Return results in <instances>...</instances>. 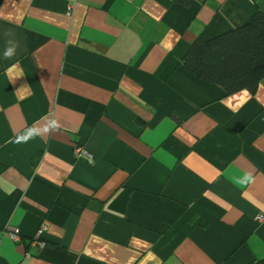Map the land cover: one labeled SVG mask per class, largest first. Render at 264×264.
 Wrapping results in <instances>:
<instances>
[{
    "label": "crops",
    "instance_id": "1",
    "mask_svg": "<svg viewBox=\"0 0 264 264\" xmlns=\"http://www.w3.org/2000/svg\"><path fill=\"white\" fill-rule=\"evenodd\" d=\"M258 11L264 0H0V264L264 258V80L227 95L180 66L200 34ZM46 117L61 130L12 142ZM244 173L254 182L238 185Z\"/></svg>",
    "mask_w": 264,
    "mask_h": 264
},
{
    "label": "trees",
    "instance_id": "2",
    "mask_svg": "<svg viewBox=\"0 0 264 264\" xmlns=\"http://www.w3.org/2000/svg\"><path fill=\"white\" fill-rule=\"evenodd\" d=\"M173 1L185 7L192 2ZM180 66L227 95L242 90L256 91L264 80V12H255L245 24L215 37L200 34L183 56ZM248 264H264V258Z\"/></svg>",
    "mask_w": 264,
    "mask_h": 264
},
{
    "label": "clouds",
    "instance_id": "3",
    "mask_svg": "<svg viewBox=\"0 0 264 264\" xmlns=\"http://www.w3.org/2000/svg\"><path fill=\"white\" fill-rule=\"evenodd\" d=\"M6 35L8 37H12L13 33L11 31L7 32ZM20 45L15 39H8L6 41V47L3 52V57L5 60H10L17 55L18 49ZM15 67V66H13ZM22 74H17L15 77H12V81L14 82L16 78L21 77ZM27 88V86H22L19 90ZM45 122L42 125L38 123H34L33 125L24 129L23 132L18 133L14 139L13 143L15 144H27L29 141L36 139L37 137H43L45 134H52L54 132H59L61 130V124L56 118H44ZM255 177H253L250 173H244L241 177L236 179V183L238 185H249L253 183Z\"/></svg>",
    "mask_w": 264,
    "mask_h": 264
},
{
    "label": "built area",
    "instance_id": "4",
    "mask_svg": "<svg viewBox=\"0 0 264 264\" xmlns=\"http://www.w3.org/2000/svg\"><path fill=\"white\" fill-rule=\"evenodd\" d=\"M74 151H75V153L77 155L83 156L85 154V152L82 151L79 148H76ZM259 220L261 221L262 220V217H259ZM45 231H46L45 226L44 225H41L40 228L38 229V231L36 232V235L32 239V244L33 245L38 246L40 248H42V247L45 246L44 242L42 241V235H43V233ZM10 235H11L12 240H14V241H18L19 240V236H18V233L16 231H13Z\"/></svg>",
    "mask_w": 264,
    "mask_h": 264
}]
</instances>
